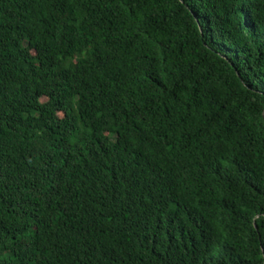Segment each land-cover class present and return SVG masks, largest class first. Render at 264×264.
Here are the masks:
<instances>
[{"label":"trees","instance_id":"trees-1","mask_svg":"<svg viewBox=\"0 0 264 264\" xmlns=\"http://www.w3.org/2000/svg\"><path fill=\"white\" fill-rule=\"evenodd\" d=\"M0 264H264V0H0Z\"/></svg>","mask_w":264,"mask_h":264}]
</instances>
